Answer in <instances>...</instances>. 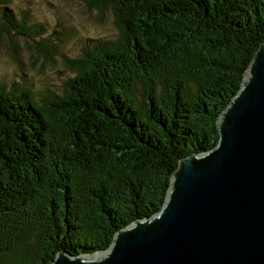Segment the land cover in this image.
I'll list each match as a JSON object with an SVG mask.
<instances>
[{"label": "trees", "instance_id": "16d2710c", "mask_svg": "<svg viewBox=\"0 0 264 264\" xmlns=\"http://www.w3.org/2000/svg\"><path fill=\"white\" fill-rule=\"evenodd\" d=\"M85 1L112 11L116 42L68 62L62 94L0 85V264L104 251L158 213L264 43V0ZM18 13L0 0V37L15 42Z\"/></svg>", "mask_w": 264, "mask_h": 264}, {"label": "water", "instance_id": "95a60500", "mask_svg": "<svg viewBox=\"0 0 264 264\" xmlns=\"http://www.w3.org/2000/svg\"><path fill=\"white\" fill-rule=\"evenodd\" d=\"M217 130L214 148L180 160L158 213L51 264H264V43Z\"/></svg>", "mask_w": 264, "mask_h": 264}, {"label": "rangeland", "instance_id": "374dc122", "mask_svg": "<svg viewBox=\"0 0 264 264\" xmlns=\"http://www.w3.org/2000/svg\"><path fill=\"white\" fill-rule=\"evenodd\" d=\"M12 1L17 15L25 11L26 24L17 32L8 30L15 34V42L0 37V85L6 91L28 85L38 96L62 94L76 74L68 62L120 37L112 11L91 8L85 0ZM18 32L24 35L17 37ZM47 49L54 50L52 61L46 60Z\"/></svg>", "mask_w": 264, "mask_h": 264}]
</instances>
